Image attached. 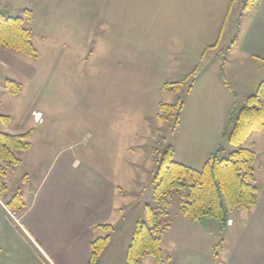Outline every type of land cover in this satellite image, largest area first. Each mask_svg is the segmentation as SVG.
Wrapping results in <instances>:
<instances>
[{
    "label": "rangeland",
    "instance_id": "rangeland-1",
    "mask_svg": "<svg viewBox=\"0 0 264 264\" xmlns=\"http://www.w3.org/2000/svg\"><path fill=\"white\" fill-rule=\"evenodd\" d=\"M244 1L26 0L22 3L30 8L23 9L0 0V12L7 16L31 12L26 27L37 50L31 59L0 47V116L9 118L7 124L0 119V132L31 131L30 149L17 154L20 165L6 169L4 203L18 192L28 203L29 191L43 179L48 186L65 164L120 184L114 199L126 198L115 212L123 223L119 235L144 220L143 206L154 204L153 179L160 155L175 146L176 159L185 160L187 149L204 148L203 140L185 139L191 125L207 133L220 125L223 41L238 35ZM8 81L19 85L18 94L6 89ZM165 84L178 85L171 91L163 90ZM162 103L182 104L178 121L175 116L157 118ZM225 153L224 149L219 158H227ZM184 163L194 170L203 166L197 157ZM69 174L73 173L64 176L66 182ZM65 184L59 181L58 186ZM72 185L82 196L91 194L88 179ZM179 201L172 192L164 218L168 224L180 212ZM253 209L230 211L233 227L211 232L217 254L219 245L227 250L235 244L247 220L238 214L248 216ZM14 228L0 211L1 259L9 251ZM142 264L155 261L145 256Z\"/></svg>",
    "mask_w": 264,
    "mask_h": 264
},
{
    "label": "crops",
    "instance_id": "crops-1",
    "mask_svg": "<svg viewBox=\"0 0 264 264\" xmlns=\"http://www.w3.org/2000/svg\"><path fill=\"white\" fill-rule=\"evenodd\" d=\"M5 1L23 9L30 8L22 3L26 0ZM224 46L225 53L220 60V125L208 133L200 126L196 129L191 125L185 136L186 140H203L202 150L187 149L184 158H201L202 165L218 147L222 148L220 155L224 154V149L225 154L232 151V146L222 137L228 115L232 107L239 109L244 105L264 78V0H256L248 11H241L238 35L223 41ZM244 147L255 153L254 183L258 194L248 216L238 214L239 218L247 220L237 232L235 244L227 250L219 245L220 253L217 254L211 233L218 230L217 222L210 219L193 221L179 212L163 232V238L161 236L162 252L165 241L168 248L164 264H264V129L251 134ZM172 149L175 160L185 164V160L176 159L175 146ZM68 173L73 174L68 175L66 182L64 176ZM81 178L89 180L87 193L91 194L82 196L81 190L73 187L72 183L80 186ZM115 180L89 169L79 173L62 164L48 186L43 179L35 190L29 191L28 203L22 196V210L9 211L1 197L0 211L14 223L15 231L7 246L9 251L0 258V264H87L90 243L106 234L97 228L99 225H111L113 229L97 264H123L134 226L130 225L124 234L117 232L123 223L121 215L117 216L115 212L122 209L126 197L114 199L120 192V184ZM59 181L66 184L59 187ZM227 218L231 225L225 227L231 229L234 221L232 217ZM115 233L118 237L114 238Z\"/></svg>",
    "mask_w": 264,
    "mask_h": 264
},
{
    "label": "trees",
    "instance_id": "trees-1",
    "mask_svg": "<svg viewBox=\"0 0 264 264\" xmlns=\"http://www.w3.org/2000/svg\"><path fill=\"white\" fill-rule=\"evenodd\" d=\"M256 0H245L242 13L248 11ZM32 20L29 10L19 17L7 16L0 12V47L19 52L34 59L37 50L32 42V31L26 24ZM178 84H165L163 90L176 89ZM6 89L12 95L19 93V85L14 81L6 83ZM182 104H160L157 118L166 121L175 116L176 121ZM4 124L8 117L0 116ZM264 129V78L254 94L244 105L232 107L222 137L232 146L227 158H219L222 151L218 147L204 162L200 170H194L173 159V149L168 147L159 157L153 179V206H143L144 220L138 219L132 231L126 249L123 264H141L145 256H151L157 264L166 262L161 249V236L169 224L164 220L170 204L172 192L180 199V213L193 221L212 219L218 224V232L226 225L228 214L232 210H247L257 202L258 189L254 183L255 153L244 147V143L253 133ZM31 131L22 134L0 132V198L7 191L4 182L6 169L16 168L21 161L17 154L30 149ZM11 211H20L24 207L20 192L5 202ZM97 228L110 232L111 225H99ZM220 229V230H219ZM110 235L97 237L90 243L87 264H97L100 254L107 246Z\"/></svg>",
    "mask_w": 264,
    "mask_h": 264
},
{
    "label": "built area",
    "instance_id": "built-area-1",
    "mask_svg": "<svg viewBox=\"0 0 264 264\" xmlns=\"http://www.w3.org/2000/svg\"><path fill=\"white\" fill-rule=\"evenodd\" d=\"M35 120H36V121H39V117H38L37 115H35ZM230 224H231V221H228V222H227V225H230Z\"/></svg>",
    "mask_w": 264,
    "mask_h": 264
},
{
    "label": "bare ground",
    "instance_id": "bare-ground-1",
    "mask_svg": "<svg viewBox=\"0 0 264 264\" xmlns=\"http://www.w3.org/2000/svg\"><path fill=\"white\" fill-rule=\"evenodd\" d=\"M37 115V114H36ZM38 116V115H37ZM39 117V116H38Z\"/></svg>",
    "mask_w": 264,
    "mask_h": 264
}]
</instances>
